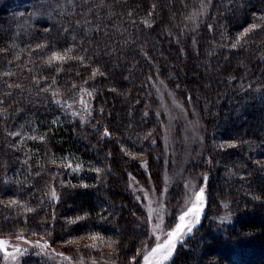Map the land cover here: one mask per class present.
Segmentation results:
<instances>
[{"label": "trees", "instance_id": "trees-1", "mask_svg": "<svg viewBox=\"0 0 264 264\" xmlns=\"http://www.w3.org/2000/svg\"><path fill=\"white\" fill-rule=\"evenodd\" d=\"M262 16L264 0H0V237L50 245L17 261L0 252V264H104L103 253L133 264L151 231L143 188L153 180L165 228L191 186H205L201 223L170 264H264ZM68 47L85 61L60 71L46 63ZM204 77L207 88L191 87ZM174 96L202 111V141L191 146L192 179L164 182L173 152L162 119ZM177 122L184 149L191 136ZM222 213L231 217L224 224ZM94 235L96 247L84 243Z\"/></svg>", "mask_w": 264, "mask_h": 264}, {"label": "snow or ice", "instance_id": "snow-or-ice-1", "mask_svg": "<svg viewBox=\"0 0 264 264\" xmlns=\"http://www.w3.org/2000/svg\"><path fill=\"white\" fill-rule=\"evenodd\" d=\"M202 7H204L202 5ZM261 24H264V16L260 17ZM146 24L148 21H144ZM260 27V25L253 23L248 28H245L242 33L239 34L236 40V44L240 43V38L247 35L250 31ZM236 44H233L232 47H236ZM44 45H37V48H42ZM2 51V49H0ZM73 48L68 47L60 51H52L49 55L46 63L50 66L56 65V70L60 71V65L68 62V61H79L83 63L85 61V56L83 55H72ZM99 72V69H93L90 78H95V75ZM6 75H11V73H6ZM103 75V73H100ZM73 87H78L77 85H73ZM47 91V89H45ZM81 91H86L81 89ZM58 93L53 92V96H56ZM88 96H91V92H87ZM60 101H57L59 103ZM82 105H84L85 111H88V107L85 104L83 98H80L79 101ZM73 115H79V113L74 112ZM104 135H110L107 128H105ZM43 139V137H41ZM231 146V145H230ZM223 147V145L221 146ZM71 167V165H68ZM77 168L80 167L79 164L76 165ZM95 171L99 172L100 169H95ZM203 180L207 181V176L203 177ZM188 185H186V188ZM51 197L53 199H59L57 193L53 189L51 191ZM259 199V197H255ZM19 202L16 200H9V205H16ZM153 203L157 204V207H153ZM164 205L159 201L149 200L146 205L147 213L144 218L145 224H151V231L145 232V242H143L142 247L136 251V254L132 257L133 264H141V259L143 264H170L178 243H182L185 237L189 236L193 229L201 223V218L204 213L206 207V195H205V186L197 187L195 184L191 186V191L185 196L184 204L176 210V216L173 220V223L167 228L164 227V215L162 214L164 210ZM227 207V205H225ZM25 211L32 212L33 209L25 206ZM156 213L155 219L156 223H152L153 214ZM171 215V214H169ZM230 218V213L221 217V222L227 221ZM77 220L82 219V217H77ZM73 223L75 221H72ZM35 235V233H33ZM16 239L19 241H23L25 245L34 246L39 248L42 252H47L50 248L49 242L47 240H37L35 242L25 239L23 235H16ZM92 239H96L94 235ZM70 243V242H69ZM11 245V251H9V246ZM91 247H96L95 244L91 245ZM55 251V250H51ZM0 252H2L5 257L10 258L12 261H17L18 257L27 252V248H21L18 244H11L8 239L0 237ZM57 256L63 257L66 260L71 261V257H65L63 253H56ZM138 257L140 259H138ZM95 264V261L92 262Z\"/></svg>", "mask_w": 264, "mask_h": 264}, {"label": "rangeland", "instance_id": "rangeland-1", "mask_svg": "<svg viewBox=\"0 0 264 264\" xmlns=\"http://www.w3.org/2000/svg\"><path fill=\"white\" fill-rule=\"evenodd\" d=\"M211 80L212 79H210V81ZM201 82H202V85L207 88L209 80L205 77L202 78V81L200 80L199 82L192 81L191 87L197 90ZM168 101H169L168 102L169 112H167V115L162 120L164 124L165 123L168 124L167 126L165 124V126L169 128L170 136L172 139H168V142H169L168 144L164 142L165 143L164 149L165 151L172 149L173 153L171 155V162H169V160L167 159L166 164L162 163L161 165V169L163 170V174H162L163 176L161 177V179H163L164 182H168L172 178L176 176L180 177L181 175H185L187 179H190V178L192 179L191 174H189V176L187 175V164L189 162V159H191L194 156L192 147L197 146L202 141L201 134H202L203 129H202V125H201L202 123L200 119L201 118L200 115L202 111L200 114L197 113L195 110L194 112H192V114L189 113L190 111L187 108V105L184 107H180L179 105H177L178 102L180 103L179 96H176V98L174 96L171 98V100H168ZM192 103L193 102H191L190 106L193 108L194 105ZM175 117L177 118L175 119ZM176 120H178L177 123H181L182 125L186 124V131L189 134V136H191L190 146H187L184 149L183 148L178 149V147L176 146L177 135L178 134L182 135L184 132L182 130H181L182 132L181 131L177 132V130L174 129L173 126ZM181 128H183V126H181ZM165 130L164 132H166ZM199 149L200 148L198 147V150ZM148 183L149 184H146V186L143 188V192L147 196V204L149 200L159 201L160 203H163L161 200V194L163 192V189H161V191L159 192V190L157 189L155 180H153L152 182L148 181ZM175 198L176 200H179L180 197L178 198L177 196H175ZM143 204L145 205V203ZM153 207L156 208L157 204L153 203ZM146 213H147V208H145V215ZM154 215L155 214H153V221H152L153 224L156 223V220L154 219ZM225 215L227 214L222 213L217 217L218 218L217 221H220V224L221 223L224 224L225 222H228L230 220L231 217L229 218V220L221 222L220 218L224 217ZM92 237L93 236L85 237L84 243H86L87 245L96 244L98 242V238L96 237V239H92ZM27 240H30V239H27ZM30 241L34 242V240H30ZM15 244L20 245L21 248H28V249L35 248L34 246L25 245L23 241H19V240H16ZM100 261H102V263L104 264H113L109 254H106V253H103V258ZM7 264H11V262ZM141 264H143V262H141Z\"/></svg>", "mask_w": 264, "mask_h": 264}]
</instances>
